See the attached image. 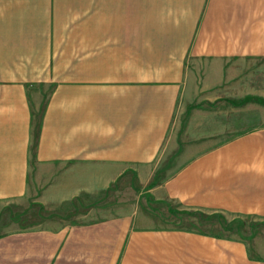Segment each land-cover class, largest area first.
Masks as SVG:
<instances>
[{
  "label": "crops",
  "instance_id": "1",
  "mask_svg": "<svg viewBox=\"0 0 264 264\" xmlns=\"http://www.w3.org/2000/svg\"><path fill=\"white\" fill-rule=\"evenodd\" d=\"M258 60L264 0H0V207L39 181L57 182L41 192L51 205L72 204L56 227L0 238V264H264L246 240L82 200L158 163L177 104L225 100L207 93L236 86L238 62ZM199 149L155 197L264 222V126ZM87 210L101 217L78 222Z\"/></svg>",
  "mask_w": 264,
  "mask_h": 264
},
{
  "label": "rangeland",
  "instance_id": "2",
  "mask_svg": "<svg viewBox=\"0 0 264 264\" xmlns=\"http://www.w3.org/2000/svg\"><path fill=\"white\" fill-rule=\"evenodd\" d=\"M233 74L239 78L235 82L236 86L229 85L217 92L207 93L211 98L220 95L225 100L209 103L179 102L172 123V140L165 145L158 163L155 162L146 168H127L125 182L111 186L108 189L110 194L105 193L102 196L101 193L100 200V194L96 197L98 199H90L89 196L85 199L84 195L82 200L88 205L87 209L91 206L89 204L103 201L106 204L102 206H112L113 211L122 210L124 207L125 211L131 213L132 218L145 216L147 225H162L177 230H193L219 238L246 240L247 244H252L251 247L254 244V253L261 255L264 250V222L250 216L237 218L188 210L155 197V194L160 195L157 190L178 169L177 159L182 155L186 157L185 154L198 148L202 151L204 148L217 147L243 133L264 126V100L261 101L259 98L258 102H255L254 97L251 98L250 95V83H257L258 91L264 93V61L238 62ZM251 74L257 76V79L250 81ZM255 103H258L257 111ZM197 109L201 113L193 115V111ZM38 121V118L34 121L35 134L39 128ZM32 170L36 171L38 168L32 167ZM50 186L58 190L57 182L52 184L31 182L28 198L20 199L17 205L0 207V238L13 233L15 228L19 231L35 227L49 228L63 222L64 214L68 216L72 212V204L51 205L49 200L43 199L41 192ZM92 206L96 209L95 204ZM100 217L94 211L85 217H78L77 221H93Z\"/></svg>",
  "mask_w": 264,
  "mask_h": 264
}]
</instances>
